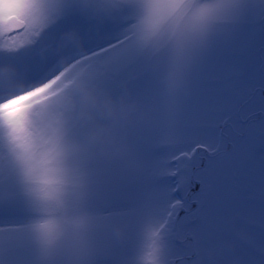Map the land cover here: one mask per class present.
Listing matches in <instances>:
<instances>
[{
  "label": "snow or ice",
  "instance_id": "obj_1",
  "mask_svg": "<svg viewBox=\"0 0 264 264\" xmlns=\"http://www.w3.org/2000/svg\"><path fill=\"white\" fill-rule=\"evenodd\" d=\"M0 264H264V0H0Z\"/></svg>",
  "mask_w": 264,
  "mask_h": 264
}]
</instances>
